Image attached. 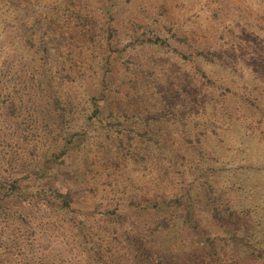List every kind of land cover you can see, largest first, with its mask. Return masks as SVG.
<instances>
[{
  "label": "rangeland",
  "instance_id": "1",
  "mask_svg": "<svg viewBox=\"0 0 264 264\" xmlns=\"http://www.w3.org/2000/svg\"><path fill=\"white\" fill-rule=\"evenodd\" d=\"M0 177V264H138L132 224L148 264H264V0H0Z\"/></svg>",
  "mask_w": 264,
  "mask_h": 264
},
{
  "label": "trees",
  "instance_id": "2",
  "mask_svg": "<svg viewBox=\"0 0 264 264\" xmlns=\"http://www.w3.org/2000/svg\"><path fill=\"white\" fill-rule=\"evenodd\" d=\"M28 20H30L31 22H35L34 18H31L28 15ZM145 43L148 44H153V45H158V46H164L165 42L161 39H159L158 37L152 39V38H148L146 39ZM29 44L30 46H35L41 55V58L43 60L49 58L50 53L49 50H51L50 47V42L45 40L44 38H38L37 41H34V39L30 36H21L20 40L16 43L13 44L14 48L16 51L19 50V48H25V46ZM33 44V45H31ZM177 52V51H175ZM178 53V52H177ZM180 54V53H179ZM183 58H187L185 55L180 54ZM52 100H53V108L52 110H50L54 116V122L53 124H56L58 121H62L65 118V108L62 106L61 101L59 100V98L54 94V96H52ZM92 101H94L92 99ZM31 105V104H30ZM29 110H35L36 108L35 106H32L31 108L27 107L25 115L24 113H22L26 119H24L22 122L26 121L27 125H36V122H38L37 120V115H33ZM99 113V109L97 107V105L94 103V111H93V115ZM73 136V135H71ZM69 142V141H68ZM58 158H60V155H53V159L52 162L57 163L58 162ZM51 162V163H52ZM53 165L49 166V169L51 170ZM50 172H42L41 174H39V180H44L47 175H49ZM18 179H10V180H4L0 177V206L1 203L11 194H13L14 192L20 190L18 187ZM55 196L60 200L59 202V207L60 209H62L65 212H71V203H72V195L71 192L68 190L66 191L64 194L59 193L58 191H53ZM145 204H147V207H145V210L147 209H157V208H180L184 211V215H185V221L186 223L189 224V226L192 228L193 231L195 232H199L201 234V236L203 237L204 242L207 245V248L210 249L213 252L207 251V257H214L218 260L217 256H218V252L215 249V241L218 239L215 237V239L211 238L209 236V234L207 233L206 230L201 229V227L198 225L197 221L195 220V217L191 211V209L189 208V206H186L185 203L181 202L178 199H170V200H162V201H145ZM137 206V205H136ZM151 206V207H149ZM113 213H108L106 216H112ZM119 218V215H116ZM212 217L217 220L218 217V212L217 210H214V213L212 214ZM167 222L165 219H159V223L156 224V226L154 227V232L156 234H160L164 231L167 230ZM124 233L122 234L123 239H125V243H124V247L127 249V247L125 245L131 246L132 249L135 251V255L138 254V256H140V263L138 264H148L152 261V258L154 256V248L151 247L150 244H148L146 242V238L143 237L137 230V228L135 227L134 224L131 225V227H124ZM134 255V256H135ZM128 264H133L131 262H129ZM158 264H171L169 259H164L158 262ZM202 264V263H201ZM205 264H209V263H205Z\"/></svg>",
  "mask_w": 264,
  "mask_h": 264
}]
</instances>
